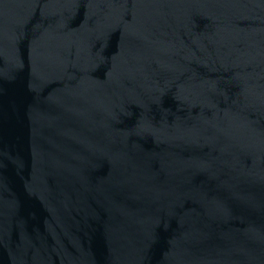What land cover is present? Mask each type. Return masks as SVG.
Here are the masks:
<instances>
[{
  "label": "water",
  "instance_id": "95a60500",
  "mask_svg": "<svg viewBox=\"0 0 264 264\" xmlns=\"http://www.w3.org/2000/svg\"><path fill=\"white\" fill-rule=\"evenodd\" d=\"M0 264H264V0H0Z\"/></svg>",
  "mask_w": 264,
  "mask_h": 264
}]
</instances>
